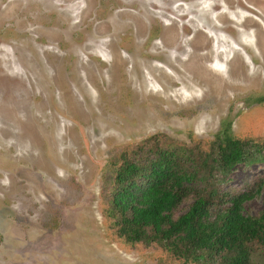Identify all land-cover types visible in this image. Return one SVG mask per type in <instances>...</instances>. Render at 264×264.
<instances>
[{"label": "rangeland", "instance_id": "obj_1", "mask_svg": "<svg viewBox=\"0 0 264 264\" xmlns=\"http://www.w3.org/2000/svg\"><path fill=\"white\" fill-rule=\"evenodd\" d=\"M223 131L264 141V0H0V264H185L118 237L108 196L145 144Z\"/></svg>", "mask_w": 264, "mask_h": 264}, {"label": "trees", "instance_id": "obj_2", "mask_svg": "<svg viewBox=\"0 0 264 264\" xmlns=\"http://www.w3.org/2000/svg\"><path fill=\"white\" fill-rule=\"evenodd\" d=\"M253 164H264V141L227 131L206 150L147 143L116 170L108 216L126 242L161 246L185 264H255L264 251V177L249 192L221 189L238 165ZM254 193L262 194L256 216L244 211Z\"/></svg>", "mask_w": 264, "mask_h": 264}]
</instances>
